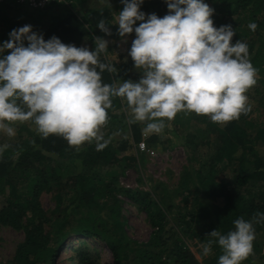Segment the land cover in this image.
<instances>
[{"label":"trees","instance_id":"16d2710c","mask_svg":"<svg viewBox=\"0 0 264 264\" xmlns=\"http://www.w3.org/2000/svg\"><path fill=\"white\" fill-rule=\"evenodd\" d=\"M10 3L22 8L16 9ZM14 3L0 2V41L8 39L14 27L30 24L44 39L52 35L64 43L87 39L91 49L95 47L94 36L105 35L96 27L97 21L111 20L110 8L102 5L76 10V0L53 2L42 10ZM162 5L166 6L165 0L152 6L157 13ZM140 7L143 11L149 9ZM212 8L214 25H231L235 38L248 45L249 59L257 73L264 75V0H215ZM36 11H40L38 16ZM250 21L257 25L254 31L247 26ZM102 55V62H112L118 70L116 75L102 72V82L139 77L138 71L133 72L132 60L116 64ZM259 83L264 89V78ZM260 106L250 105L246 114L224 124L202 115V122L212 126L215 140L202 141L205 132H196L200 133L199 142L210 146L211 153L198 169L184 170L173 189L160 182L159 192L119 186L118 176L135 164L136 157L125 153L126 144L114 146L108 140L112 130L103 133L108 143L101 150L96 149L95 142H85L76 149L58 135L33 136L29 128H25L26 134L10 140L0 133V144L9 145L0 153V225L24 232L11 259L0 264H53L55 254L74 236L105 244L112 264H202L189 248V239L197 238L205 244L212 239L207 234L213 229L227 233L236 218L249 219L257 212L264 213V157L258 151L264 146V107ZM117 108L122 109L121 99L114 97L108 110ZM256 112L259 116H253ZM116 114L114 118L125 117L118 128L130 131L132 142L138 143L144 123L129 124L126 114ZM192 117L193 112H179L174 122L181 125ZM149 137L145 145L156 138ZM185 145L192 154L197 148L192 139L185 138ZM102 167L106 168L100 170ZM227 172L233 176L231 180H227ZM42 192H49L55 202L49 213L41 209ZM118 193L145 212L153 226L146 242L136 241L123 229L125 220ZM190 195L193 198L189 201ZM254 227L253 253L242 264H264V222ZM211 250L215 253L203 264H217L221 249L213 243ZM70 260L73 264H99V255L83 242L74 247Z\"/></svg>","mask_w":264,"mask_h":264},{"label":"clouds","instance_id":"9594fccd","mask_svg":"<svg viewBox=\"0 0 264 264\" xmlns=\"http://www.w3.org/2000/svg\"><path fill=\"white\" fill-rule=\"evenodd\" d=\"M97 2L111 7L110 0ZM119 2L123 7L113 22L101 18L96 27L111 36L108 25H116L122 41L134 33L127 56L139 77L102 82V72L118 71L100 60L109 43L102 36H94L95 47L89 49L55 35L44 39L30 24L14 27L0 41V133L11 137L12 122L31 121L42 138L58 135L76 149L95 142L101 150L108 143L101 129L114 97L121 99L129 124L144 123L145 136L162 134L179 112L224 124L250 110L246 93L256 83L257 69L248 45L233 42L231 25H214V9L206 0H165L163 16L146 14L143 0ZM247 26L257 27L254 21ZM7 147L0 144V153ZM262 222L264 213L257 212L233 220L227 233L213 229L202 254L215 243L221 249L217 264H242L253 253L254 225Z\"/></svg>","mask_w":264,"mask_h":264},{"label":"rangeland","instance_id":"374dc122","mask_svg":"<svg viewBox=\"0 0 264 264\" xmlns=\"http://www.w3.org/2000/svg\"><path fill=\"white\" fill-rule=\"evenodd\" d=\"M156 1L159 0H143V3L141 5L149 7L148 10H144L146 14L153 12L156 13L155 9L152 6ZM76 2V10H84L102 6L97 2V0H76ZM206 2L210 7H212L215 0H206ZM110 4L111 7L107 8H110L111 20L109 21V23H112L116 12L121 10L123 6L119 2V0H110ZM15 5L13 6L16 9L22 8ZM166 10L167 7L162 5L160 6V9L156 14H160L159 16H163ZM11 13L14 14L12 11ZM35 13L38 16L40 14V11H36ZM10 16L12 15L10 14L9 17ZM42 24H46L45 18H42ZM109 25L111 29V36H103L109 41V43L107 51L105 53H102L104 54L102 56L105 59L116 62V64H121L122 62L131 60V58L127 56V50L130 46L134 33L128 34L127 40L122 41L116 34V25ZM246 27L247 26H245V28ZM232 40L234 42L235 40H237V38H235V36L233 35ZM72 44L76 46L87 45L90 49V44L88 43L87 39H84L79 43L73 42ZM134 71L137 70L133 69V72ZM261 78H264V75L256 73V83L248 89L246 95L248 96L249 105H261L260 108H263L264 89L259 83ZM121 105L122 109L117 108L115 110H107L109 119L101 129L102 133H106L109 130H112L111 134L108 137V140L114 146H119L120 143L126 144L125 153L136 157L135 164L127 167L123 171V173L118 176V183L120 187L137 189L138 191L143 192L150 190L159 192L161 188L159 189L158 187L163 185L164 187H167L171 190L177 185L179 176L184 170L190 171L198 169L200 164L205 162L207 157L211 153L210 146L204 144L203 142H199L201 137L199 135L200 133L196 132V130L198 129L201 132H205L204 139H202V141L209 139L211 140V142H213L215 140L214 132H212L213 128L208 124V122H202V115L195 114L194 112L192 119L189 122L183 123L181 125H176L174 119L170 122H167L170 127H166L162 134H151L145 136L143 131H141L142 138L139 142L143 141L144 143V148L141 149L138 144L139 142H132L133 140L130 135V131L126 132L125 130L118 128L120 126V122L122 124L123 120H125V117L122 118L119 115L118 117L114 118V115L117 116L116 113L120 114L121 111L123 112V114H126L122 102ZM255 115L259 116L257 112L253 113V116ZM11 126L14 128L15 134L13 136L9 137L6 134L1 133V135L3 134L2 136L7 140L22 136V134H26L25 128H29L32 131L33 136L39 135L35 132V125L31 121L12 122ZM138 128L140 130V128L142 127L139 125ZM141 130H143V128ZM207 135L209 137H206ZM149 136H156V138L150 140L148 142L149 144L145 145V139L147 140ZM185 138H187L188 140L192 139L195 144L197 143V148L194 150L193 154L190 151V147H187L185 145ZM258 151L259 155L264 157V146L259 147ZM192 155L195 156L194 159H192ZM104 168L106 167H102L100 168V170H103ZM116 169L119 171L121 170V167L117 166ZM227 178V180H231L233 176H229L228 173ZM160 182H162L161 185ZM157 196L159 195L156 194L155 198H157ZM118 197L122 200L121 215L122 219L125 220V226L123 227V229L129 234L131 238L135 239L136 241L146 242L150 237L153 226L148 221L145 212L137 205H135V203H133L131 200L124 197L122 193H118ZM192 198L193 195H190L189 201ZM177 199L178 197H176V200ZM39 202L41 205V209H43L46 213L50 212L55 203L49 192H42L39 197ZM217 202L220 203V200H217ZM1 206L2 199L0 197V207ZM49 218L51 219V216ZM48 224H50V221ZM48 224L46 223L45 230H48ZM23 239V230H15L10 226L0 225V262L4 263L7 260L11 259L17 244ZM83 242L90 248H94L98 252L99 264H112L111 252L105 244L96 242L95 240H92L90 238H82L81 236L68 238V240L66 241V246L61 248L59 252L56 253L53 257V264H73L70 260L73 249L74 247L81 245ZM187 242L191 251L194 253L198 261H200L202 264L207 258L211 257L215 253V251L211 250L208 255H203L202 245H204V243L197 238H191Z\"/></svg>","mask_w":264,"mask_h":264},{"label":"built area","instance_id":"2783aa9c","mask_svg":"<svg viewBox=\"0 0 264 264\" xmlns=\"http://www.w3.org/2000/svg\"><path fill=\"white\" fill-rule=\"evenodd\" d=\"M4 1V0H0ZM9 1H14L15 3L22 5L24 7L30 8L31 10H37V9H44L50 6L53 2H58L61 0H9ZM139 147L141 149L144 148V143L143 141L139 142Z\"/></svg>","mask_w":264,"mask_h":264}]
</instances>
